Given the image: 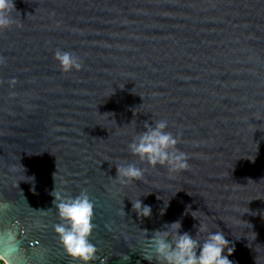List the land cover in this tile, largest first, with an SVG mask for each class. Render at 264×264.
Here are the masks:
<instances>
[{"label": "water", "instance_id": "water-1", "mask_svg": "<svg viewBox=\"0 0 264 264\" xmlns=\"http://www.w3.org/2000/svg\"><path fill=\"white\" fill-rule=\"evenodd\" d=\"M14 3L0 31V260L78 264L55 231V184L94 203L92 264H157L148 235L179 219L195 236L192 216L224 231L234 264H264V0ZM57 49L83 68L63 73ZM160 119L187 169L129 151ZM125 162L143 177L115 179Z\"/></svg>", "mask_w": 264, "mask_h": 264}, {"label": "clouds", "instance_id": "clouds-1", "mask_svg": "<svg viewBox=\"0 0 264 264\" xmlns=\"http://www.w3.org/2000/svg\"><path fill=\"white\" fill-rule=\"evenodd\" d=\"M14 8V0H0V31L15 22L11 15ZM54 58L63 73L83 68L80 59L72 52L57 49ZM178 143L179 134L174 135L168 131V121L160 119L154 124L146 121L144 130L134 135L128 148L142 163L146 162L152 167L164 166L170 172H179L187 169L189 163L187 154L177 147ZM115 168V179L124 184L142 178L145 171L136 163L127 162L119 163ZM50 194L54 197L53 204L61 218V222L55 225V231L65 252L78 264H92L97 248L91 240L95 228L94 203L87 189H83L79 195L71 196L56 191L54 184ZM131 204L137 217L152 216L151 205L145 204L141 198L131 201ZM7 207V204H0V209ZM166 209L161 211V215ZM192 217L198 221V225H194L195 236L189 231H182L183 225L179 219L165 223L161 228L152 230L151 234L148 229H143L149 234L145 259L149 262L155 260L157 264H234L229 257L235 247L224 231L220 228L210 230L206 220Z\"/></svg>", "mask_w": 264, "mask_h": 264}, {"label": "trees", "instance_id": "trees-1", "mask_svg": "<svg viewBox=\"0 0 264 264\" xmlns=\"http://www.w3.org/2000/svg\"><path fill=\"white\" fill-rule=\"evenodd\" d=\"M0 264H5L2 260H0Z\"/></svg>", "mask_w": 264, "mask_h": 264}]
</instances>
